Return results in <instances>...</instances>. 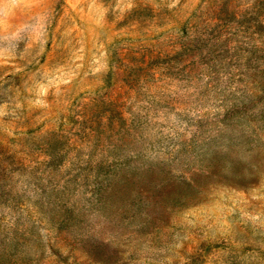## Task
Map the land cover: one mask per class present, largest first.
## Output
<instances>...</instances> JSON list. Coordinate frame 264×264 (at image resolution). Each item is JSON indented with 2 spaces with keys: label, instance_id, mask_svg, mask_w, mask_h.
Listing matches in <instances>:
<instances>
[{
  "label": "rangeland",
  "instance_id": "1",
  "mask_svg": "<svg viewBox=\"0 0 264 264\" xmlns=\"http://www.w3.org/2000/svg\"><path fill=\"white\" fill-rule=\"evenodd\" d=\"M0 264H264V0H0Z\"/></svg>",
  "mask_w": 264,
  "mask_h": 264
}]
</instances>
